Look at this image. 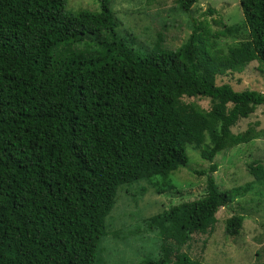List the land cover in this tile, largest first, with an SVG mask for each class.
Instances as JSON below:
<instances>
[{"label":"trees","instance_id":"obj_1","mask_svg":"<svg viewBox=\"0 0 264 264\" xmlns=\"http://www.w3.org/2000/svg\"><path fill=\"white\" fill-rule=\"evenodd\" d=\"M66 2L0 0V264H108L105 241L122 231L107 219L123 190L147 182L173 192L188 145L212 162L260 135L232 127L264 106V92L218 78L252 63L264 73V0H240L244 20L232 26L194 23L176 49L159 34L148 54L116 34L106 0L100 12L75 14ZM193 98L209 99L210 110ZM248 168L264 184V165ZM215 170L203 197L144 220L160 238L157 260L144 264H205L183 248L209 238L218 211L254 184L221 192ZM244 221L228 218L226 235L238 237Z\"/></svg>","mask_w":264,"mask_h":264},{"label":"rangeland","instance_id":"obj_2","mask_svg":"<svg viewBox=\"0 0 264 264\" xmlns=\"http://www.w3.org/2000/svg\"><path fill=\"white\" fill-rule=\"evenodd\" d=\"M66 1V9L75 14L80 11L100 12L103 0ZM106 2L114 16L116 34L142 54L151 52L159 34H162L166 48L176 49L187 41L194 23L208 22L218 30L222 26L219 22L232 26L244 20L240 0H197L188 10L182 8L178 0ZM210 10L212 14H209ZM246 35L244 39L248 40ZM88 43L93 45V42ZM223 84H229L237 92L252 89L264 92V73L259 71L257 63H252L242 73L219 77L218 85ZM187 102L196 103L206 110L211 108L209 99L193 98ZM251 125L259 132L258 138L221 151L212 162L204 160L199 149L188 145L189 165L173 175L177 190L157 194L155 189L146 185L147 182L123 190L116 210L107 219L111 229L122 231L119 239L111 237L105 241L110 255L108 264H144L145 260H157L160 238L146 232L144 220L173 205L203 197L206 173L211 172L212 165L216 166L212 175L221 192L254 184L249 192L238 196L232 206L218 211L217 222L209 238L207 235H194L190 247L183 248V251L189 253L193 260L205 264H264V184L255 183L248 168V164L254 161L264 165V106L249 118L239 120L232 130L234 134L243 133ZM234 214L244 216L245 221L240 235L229 237L226 235V221Z\"/></svg>","mask_w":264,"mask_h":264}]
</instances>
